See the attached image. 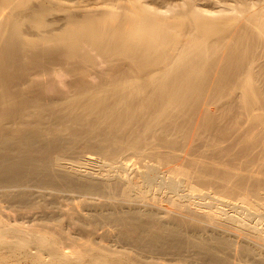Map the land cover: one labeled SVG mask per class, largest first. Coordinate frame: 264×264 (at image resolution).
<instances>
[{"label":"bare ground","instance_id":"1","mask_svg":"<svg viewBox=\"0 0 264 264\" xmlns=\"http://www.w3.org/2000/svg\"><path fill=\"white\" fill-rule=\"evenodd\" d=\"M182 216L264 255V0H0V252Z\"/></svg>","mask_w":264,"mask_h":264},{"label":"rangeland","instance_id":"2","mask_svg":"<svg viewBox=\"0 0 264 264\" xmlns=\"http://www.w3.org/2000/svg\"><path fill=\"white\" fill-rule=\"evenodd\" d=\"M206 5H208V4H206ZM208 7H209V5H208ZM239 153L241 154L242 152H239ZM207 201H209V200H207ZM197 202L201 203V201H198V200H197ZM203 202L205 203V201H202V203ZM220 204H222V203H219V204L217 203L216 206L213 209L216 210V208L219 207V208H224L225 210H227L229 212L231 211V209H229L228 207L226 208V207H224L223 205H220ZM186 218L189 220V217H186ZM192 218L193 217H191L192 221L191 220L188 221L186 219L187 223H184V227L183 228H182L183 225H181V224H182V222H186L185 219H184V216H182V218H181L182 220L178 217L177 221L174 220L176 218H174V219L172 218L173 220L165 219L166 222L172 223V226H171V224H168V223L166 224L165 220L164 221L162 220V222H160L158 220L157 221L158 224H155V226L150 224L151 225L150 228L153 226L152 227L153 229L152 228L149 229V230H151V235L153 233H155V235L153 234L152 236L150 235V231H147L149 227L142 228L141 231L140 230H137V231L135 230L134 231V230H129V229H125V228L124 229L123 228L119 229V227H105V228L101 227L100 228V226L96 227V226H93V225L92 226H84V227H74V229L70 228L69 230L67 229L68 232L67 233L65 232L64 234H62L61 237L59 236V239H58V243L59 244L57 243L58 252H59L60 256H61V254L63 256V260H61L62 262L60 261V264H65V263L66 264H72L73 260H75L74 264H246V263L247 264H256V262L258 263L260 261V259H261V261H260L259 264H264V257H263L264 255H262V253H255V250H253V249L251 250V248H249V247L247 248V246L243 245L242 243L239 244L236 249H234L232 251L230 250L231 252L227 251V250H225L223 248H222L223 249L222 250L219 247V243H221L222 240L219 239L220 237H217V236H219V234L217 232H216L217 235H213L215 233H212V232L209 233L208 231H210V230L207 231L206 229H204L205 226H203L204 225L203 221H200V219L197 220L198 218H195V219L194 218L192 219ZM178 220L180 222L179 225H178ZM171 221H173V222H171ZM190 221L192 223H194V224H192ZM197 221L198 222L200 221L201 224L200 223L197 224ZM161 223H163V225L165 223V226H166L165 228L166 229H167V227H169V228L167 230L163 229L165 231L157 230L161 226H163V225H160ZM190 224H191V226H190ZM195 224H197L198 227L200 226V228H198L199 229L198 233H201L202 235L204 234V236H202V235H200V234H198L196 232V230H197L196 227L197 226H195V227L193 226ZM180 225H181V227H179V228H181V229H179L177 227V226H180ZM201 225H202V227H201ZM156 226L159 227V228L157 227V229L155 228L157 230L158 235L156 233V230H154V227H156ZM185 226H186V228H185ZM170 227L174 228V232L175 233L172 231L173 228L170 229ZM77 228H78V230H77ZM109 228H111V229H109ZM143 229L146 230V232ZM186 229H187V231H186ZM168 230H169V233H168ZM179 230L180 231L183 230V232H180ZM200 230L203 231V232H201ZM126 231H128V232H126ZM161 231H162V234H161ZM184 231H185V233H188L190 235V237L192 235H193V237L194 236L197 237L194 234H197L199 237H198V239L194 238L195 240L193 239V237H191L193 239V240L192 239L191 240L194 243H196L195 244V246H196L195 248H194V245H193L194 243L186 244V245L183 244L185 246L182 245L183 248H182V246L180 248H181V250L184 253H182V255H181L179 253H181L182 251L178 250L175 246H172L171 242L169 243L168 241H170L169 240L170 237H171V241H172V239L174 238L173 237L174 234H175V236L182 234L183 237H182V235H181V237L184 238L183 241H185V239H189L190 237H187L188 234L186 235L184 233ZM204 231L206 232L207 235L204 233ZM132 232H134V233H132ZM159 232H160V234H159ZM170 232H171V234H170ZM190 232H192L193 234L192 233L190 234ZM140 234L141 235L143 234L144 236L148 235L150 237V239L153 238L152 239V243H150L151 240H147L150 243V244H148L146 242V240L145 241L143 240V237H142V239L139 238ZM208 235H209V237H208ZM210 235H211V237L213 236V239L210 237ZM159 236H161V239H160ZM206 236L209 238V240H208V238H206ZM203 237L205 239H203ZM138 238H139V240H138ZM201 238L203 240H201ZM14 239H15V237H14ZM166 239H168V240L166 241ZM11 240H12V237H11ZM196 240L198 242H196ZM216 240H218L219 242L216 241ZM202 241L206 242V243L209 242V243H207L208 245L211 243L210 244V245H212L211 246V249H212L211 251L212 252L213 251H217V252H215V253L213 252V253L215 255H217V254L218 255L215 257V256H213L214 255L213 253L208 252L210 250H207L206 248L202 249V247L200 248L199 243H202ZM143 242H145V243H143ZM212 242H214V243H212ZM215 242H216L217 245L215 244ZM153 243H155V244H153ZM151 244H153V245H151ZM165 245H167V246H165ZM187 245H189V246L187 247ZM210 245H209V247H210ZM213 245H214V248H213ZM240 245H242V246H240ZM190 246L194 250L196 248L198 249V247H199L198 250H200V253H199V251L197 249H196L197 251L195 250L196 252L194 250L192 251V249L189 248ZM201 246H203V245H201ZM185 247H187V248H185ZM216 247H218L219 250ZM243 247H245V250H244L245 252L243 251ZM205 249H206V251H205ZM214 249H216V250H214ZM241 249H242V251H240ZM29 251L30 252L32 251V252L29 253ZM7 252H5V251L4 252L2 251V253L0 252V264H36V263H33L34 261L32 259L33 258V254L32 253L34 252L33 250H28V253H27V251L26 252L22 251L23 252L22 253L21 251H18V250L17 251L16 250L11 251L12 254H11L10 251L8 252L9 254ZM58 252H57V255H58ZM45 253L43 255V257H45V258H47V255H51L50 252H48L49 254L46 253L47 255ZM242 253H244V254L241 255ZM1 254H3V255H1ZM28 254H29V256H30V254H32V257L31 256L30 257L26 256ZM239 255H241L242 257H240ZM221 256L225 257L227 259L221 258ZM67 259H68L69 263L65 262V261H67ZM221 259L222 260L224 259L223 260L224 263L222 261H221V263L219 262V260H221ZM254 260L255 261L257 260V261L254 263ZM58 264H59V262H58Z\"/></svg>","mask_w":264,"mask_h":264}]
</instances>
